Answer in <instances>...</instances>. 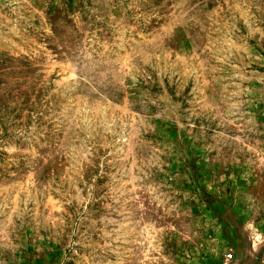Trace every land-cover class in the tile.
<instances>
[{
	"label": "rangeland",
	"instance_id": "1",
	"mask_svg": "<svg viewBox=\"0 0 264 264\" xmlns=\"http://www.w3.org/2000/svg\"><path fill=\"white\" fill-rule=\"evenodd\" d=\"M0 264H264V0H0Z\"/></svg>",
	"mask_w": 264,
	"mask_h": 264
}]
</instances>
